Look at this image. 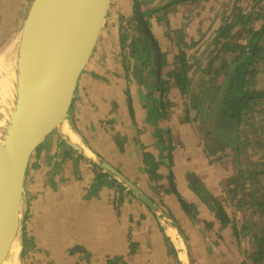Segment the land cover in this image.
<instances>
[{"label":"crops","instance_id":"0c3cea01","mask_svg":"<svg viewBox=\"0 0 264 264\" xmlns=\"http://www.w3.org/2000/svg\"><path fill=\"white\" fill-rule=\"evenodd\" d=\"M136 16L135 0H113L71 109L69 143L56 132L32 159L23 264H190L183 237L167 219L70 143L116 167L170 213L195 264H249L243 247L253 246L254 232L244 234L243 224L253 217V199L224 181L232 174L238 187L237 168L229 172L227 157L199 140L193 124L183 135L174 127L161 79L148 75L136 57L146 43L142 29L131 24ZM135 37L137 50L131 48Z\"/></svg>","mask_w":264,"mask_h":264},{"label":"water","instance_id":"95a60500","mask_svg":"<svg viewBox=\"0 0 264 264\" xmlns=\"http://www.w3.org/2000/svg\"><path fill=\"white\" fill-rule=\"evenodd\" d=\"M112 7L113 0H34L14 44L6 116L0 108V264H22L24 199L32 159L56 132L69 143L65 130L71 109L81 78L108 27ZM136 10L156 45L161 71V48L146 19L142 0H136ZM70 145L108 167L165 217L184 238L191 253L190 264H195L190 243L170 213L116 167L99 161L81 146Z\"/></svg>","mask_w":264,"mask_h":264},{"label":"trees","instance_id":"16d2710c","mask_svg":"<svg viewBox=\"0 0 264 264\" xmlns=\"http://www.w3.org/2000/svg\"><path fill=\"white\" fill-rule=\"evenodd\" d=\"M230 1L227 12L221 17L219 26L214 29L209 38V44L200 53L203 55L200 59L208 58V61H197L198 57H192L186 48L189 46L191 49H199V43L210 28L202 33L200 39L192 35L191 40L185 41L184 44L179 39L176 41L181 45V54L175 60L176 65L178 62L182 63L180 70L176 66L172 72L167 71L166 54L161 49L162 68L158 78L161 79L160 86L166 96L169 94L173 76H176L178 87L186 94L192 96V87H197L194 93L197 96L195 100L198 102L190 105V108L196 111L191 120L198 121L199 113H202L208 121H211L212 127L209 134L210 137L212 136V141L210 142L216 145L213 152H221L224 157H227L233 154L227 152L229 146H232L236 152L233 154L235 156L233 161H236V159L241 160L244 153H249L257 147L263 152L264 158V0ZM214 2L216 0H169L154 6L158 8H147L145 16L152 29L150 19H153L155 15L159 21H162L169 19L171 13H179L180 6L210 3V8L218 7ZM131 20L133 21L131 24L138 25L139 30L142 29L145 39L149 41L145 40L148 47L152 48L155 61L150 66V70L151 73L156 72L153 75L155 77L158 73L156 45L145 32L139 17L136 16ZM182 24L188 28L187 22L183 21ZM187 35L186 32L182 33L184 40ZM173 40L175 42V38ZM158 42L160 46V40ZM135 48L138 47L135 46ZM193 62H196L197 66ZM190 66L194 69L192 75L189 74ZM221 76L223 80H220ZM195 81L197 86L194 85ZM166 105L165 108H169L168 102ZM202 106L206 111L199 110ZM258 164L259 162H251L248 166L253 171ZM240 166V161L235 164L237 169ZM242 178L245 179L244 176ZM254 196L255 194H248L249 199H253L252 206H258V209L251 211L253 217L243 224L244 234L254 232L252 243L255 244V253L245 251L246 258L251 259L253 264L259 260L264 262V216L260 217V212H264V192L258 199L253 198ZM258 214L260 220L254 217ZM261 226H263L262 231L258 230ZM236 227L238 228V224ZM237 230L240 236L241 231Z\"/></svg>","mask_w":264,"mask_h":264},{"label":"rangeland","instance_id":"374dc122","mask_svg":"<svg viewBox=\"0 0 264 264\" xmlns=\"http://www.w3.org/2000/svg\"><path fill=\"white\" fill-rule=\"evenodd\" d=\"M166 1H169V0H150V1L142 0V7L143 9H147L149 6L153 8H158L154 6L161 5L165 3ZM33 2L34 0H18V1L14 0V3H12L11 5L2 6L0 4V32L3 33L0 36L1 43H2L1 48L8 49L6 52V55L9 53L8 52L9 49L11 51V49L14 47V44L17 38L21 34L24 24H25V20L29 14V11L31 9ZM230 2H231L230 0H216V2H214L218 6L216 8H210V3H206V4L204 3L203 5L199 3H194L191 5H187V6H180L179 9L181 11L179 13H176V12L171 13L169 19L167 18L166 20L159 21L156 15L153 17V25L155 27L156 34H157L156 38L160 40V46H161L162 52H165L166 54L168 72H172L176 66H177L176 68H179V70L182 69L181 62H178L177 65L175 63V60L177 59L178 55L181 54V45L177 44L176 41L179 39L182 42V44H184L185 41L189 42L191 40L192 35H195L193 37H195L196 39H200L202 33L206 29L210 28L209 32L202 38V41L199 43L200 45L199 49L197 48L191 49L189 46H187L186 48V50H188V53H190L192 57L193 56L198 57L197 61L198 60L203 61V62L208 61V58L207 60L200 59L203 57V55H201L200 53L202 49H205V47L209 44L210 42L209 38L211 34L213 33V31H215L214 29L219 26L221 17L227 12L229 8L228 4H230ZM183 21L188 23V28L184 27V25L182 24ZM188 29L189 31L187 32ZM184 32L188 34L185 37V40H184V37H182V33ZM137 33L139 34V32ZM174 38H175V42L173 40ZM136 39L138 38L135 37V39L132 40L131 48H133V46H139V44L136 42ZM141 44L142 43H140V45ZM135 49H138V48H135ZM139 49H141V51L136 55L138 61L141 64H144V65L147 64L145 66H147L148 75L151 74V77L156 78V80L158 81L159 80L158 79L159 57L156 61V70L158 73L155 77H153V75L156 72L153 71V73H149L150 66H152V64L155 61V56H154V53L152 52V48L148 47L147 43H144L142 47ZM5 50L6 49H3V52L1 53V55L5 53ZM196 62H193V63H196ZM196 66H197V63H196ZM193 71L194 69L192 68V66H190L189 74H191ZM165 79L167 80V76ZM220 80H223L222 76L220 77ZM194 85L197 86L196 81ZM192 88H193L192 96L190 94L184 93L178 87V80L176 76L171 77L170 90H169V94H167V97L169 99L168 103H169L170 111H172L173 109V112H174L173 113V125L174 127L175 126L180 127L181 129L179 133H181L183 130L182 132V135H183L186 127L192 126L193 124V126L196 127V133H195L196 137L199 140L203 141L204 143L207 142L210 149L211 148L214 149L216 145L214 143L213 145L211 144L210 141H212L211 140L212 136L210 137V134H209V130L212 127L211 121L210 120L208 121L206 119V116L202 113H199L200 118L198 121L194 122L193 120H191V117H194L196 111L195 109H191L190 105H193L196 102H198L197 100H195L197 96L194 93L195 88L197 87H192ZM199 110H201V112L206 111L204 106L200 107ZM232 148H233L232 146L231 147L229 146V148L227 149V152H232L233 154H236L235 150H233ZM262 153L263 152L258 150V148L256 147L250 150L249 153L248 152L244 153L242 155L241 160L236 159V161L235 160L233 161L235 157L233 154L227 156V159L229 161L228 165L230 167L229 172H231L232 170V173H233L235 171L234 165L237 164L239 161L241 162V166L238 167L237 172H236V174L241 177L240 182L238 183V187L242 186L241 191L237 187V185L233 182L232 174L228 178H226L227 177L226 176L224 181L227 182L228 180V185L234 186L236 189L235 191L240 192L239 194L245 196L246 198L248 194H255L253 198L258 199V197L262 195L264 192V165H263L264 158L262 157ZM251 162H259V164L257 165V168H255V170L253 171H251V169L248 166ZM242 176H244L245 179L242 180ZM229 181L232 183H229ZM243 196H241L242 199H244ZM260 199L262 201V197H260ZM252 204L253 203H251V208L249 207L251 211L258 209V206L253 207ZM262 216H264V212L263 213L260 212V217ZM254 217L257 218V220L261 219L259 217V214ZM258 230L262 231L263 226H261ZM252 244L253 246L249 245L247 250L249 251V253L253 254L255 253V250H254L255 244L254 243ZM243 249L246 251L245 247H243ZM24 251H26L25 245L23 247L22 264L25 260ZM262 261L257 262V264H264V262ZM254 262H255V259H254ZM249 264H253L251 259H249Z\"/></svg>","mask_w":264,"mask_h":264},{"label":"bare ground","instance_id":"6f19581e","mask_svg":"<svg viewBox=\"0 0 264 264\" xmlns=\"http://www.w3.org/2000/svg\"><path fill=\"white\" fill-rule=\"evenodd\" d=\"M10 3H14V1H11ZM14 47L11 49V51L9 49V54L7 55H6V52L8 49L5 50V53L3 55H1V53L3 52L4 48L0 50V108L3 114H5V116L8 113V104H9V98H10V86L9 85H11V78L9 77V75L11 73V64H13L11 57L13 56V53L16 50L14 49ZM67 133L70 139H73L75 141V137L72 135V133L71 132H67ZM183 240L184 238L182 239L180 238V241H179L182 248H184Z\"/></svg>","mask_w":264,"mask_h":264}]
</instances>
